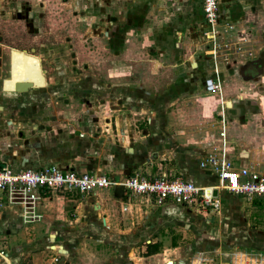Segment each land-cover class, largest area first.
<instances>
[{"label": "rangeland", "instance_id": "obj_1", "mask_svg": "<svg viewBox=\"0 0 264 264\" xmlns=\"http://www.w3.org/2000/svg\"><path fill=\"white\" fill-rule=\"evenodd\" d=\"M240 1L221 2L217 26L209 28L200 0H0V167L60 164L64 158L50 157L45 140L80 160L91 141L105 137L117 159L131 155L139 135L154 167L174 164L173 153L192 155L197 167L207 154L241 153L240 167L264 173V0ZM231 5L240 7L236 19ZM21 82L32 88L14 93ZM152 133L163 137L161 162L149 159ZM73 144L81 148L72 153ZM236 200L230 219L220 206L204 221L225 225L224 235L234 227L244 240L255 230L260 248L222 237V255L210 245L192 264L264 255V200ZM41 223L20 225L17 235H32ZM22 240L5 239L0 249Z\"/></svg>", "mask_w": 264, "mask_h": 264}, {"label": "crops", "instance_id": "obj_2", "mask_svg": "<svg viewBox=\"0 0 264 264\" xmlns=\"http://www.w3.org/2000/svg\"><path fill=\"white\" fill-rule=\"evenodd\" d=\"M230 1L220 0V4ZM239 4H241L240 0ZM239 8L232 7V5L229 7L234 19L237 18L235 11H240ZM122 137L123 141L127 142L126 135ZM162 138L159 134L152 133L151 138L147 139L154 148L151 153L149 152L150 154L148 153L149 159L157 158L158 162H161L159 158L163 155H158L157 146L159 142H162ZM132 140L131 155L124 157L120 153L117 159L112 160L110 154L114 149L107 144L105 137H97L91 141L86 152L83 150L80 160L68 158L66 155L69 153L63 148L57 149L56 142L43 140V143L50 148L48 152L50 157L54 160L59 158L65 160L59 162L60 164H48L79 173L104 175L114 182H120L132 172H138L143 177H155L165 172L168 176L181 178L197 187L214 186V177L207 170L199 169L190 163L193 160L192 155L184 154V152L173 153L174 164L168 161L165 166L160 163L154 164V167L146 163L144 153H142L141 143L144 140L141 141L139 135H133ZM92 143L98 148L91 149L90 147L94 148L91 146ZM71 148L73 153L75 148L80 149L81 147L73 144ZM93 150L96 152H92ZM196 156L201 158L204 153L199 152ZM230 156L231 162L233 160L238 162L239 166L243 165L241 153ZM46 164L27 166L16 162L10 166L18 169L21 167L34 168ZM122 165H125V170L120 169ZM112 166L115 167L113 171H111ZM107 167L109 171L106 170ZM149 171L153 172L152 175H144L150 173ZM218 199L221 208L224 209L225 218L230 219L238 212L237 207L240 204L235 196L219 193ZM38 204L39 213H37L40 219L37 222L42 223L37 228L38 232L27 236L17 235L16 229L23 224L14 208H4L0 211V242L2 245H7L5 239L13 240L16 237L23 239L20 243H12L11 247H7L6 250L0 249L4 255L0 257V264H22L23 262L24 264H78V261L82 264H100V262L101 264H192L193 257L197 254L204 255L210 249V245L213 251H219L221 245L218 239L221 241L222 237L227 238L228 236L242 245L246 240L248 241L247 246L251 242L249 247L253 250L260 248L259 240L254 238L257 233L255 230L247 231L244 240L239 237L238 232H234V227L226 225L229 226L228 233L224 235L225 225L219 222L215 226L212 225L213 223H205L204 220L207 222L210 220L206 213L172 203L157 206L149 199L126 192L118 184L86 194L47 192ZM196 212L204 217L198 216ZM49 238L53 241L49 242ZM52 244L58 247L54 251L52 248L55 246ZM2 247L5 248V246ZM229 247L227 249L233 248ZM261 248L264 251V245ZM222 253L219 251L220 255ZM211 261V264H214V261ZM218 264H231V259H224Z\"/></svg>", "mask_w": 264, "mask_h": 264}, {"label": "built area", "instance_id": "obj_3", "mask_svg": "<svg viewBox=\"0 0 264 264\" xmlns=\"http://www.w3.org/2000/svg\"><path fill=\"white\" fill-rule=\"evenodd\" d=\"M219 4L220 0H200L205 26H217ZM218 136L222 138L224 135ZM198 167L207 170L214 177V186L197 187L181 178L168 176L165 172L155 177L133 174L120 182H114L104 175L79 173L54 164L18 169L0 167V211L14 208L21 224H30L40 219L35 211L44 193L62 191L86 194L117 184L126 192L149 199L157 206L172 203L202 213L219 214V193L240 196L247 201L264 200V173L251 167H235L229 159L214 154L202 157ZM213 190L216 192L215 197L212 196ZM232 255L231 264H264V255Z\"/></svg>", "mask_w": 264, "mask_h": 264}, {"label": "water", "instance_id": "obj_4", "mask_svg": "<svg viewBox=\"0 0 264 264\" xmlns=\"http://www.w3.org/2000/svg\"><path fill=\"white\" fill-rule=\"evenodd\" d=\"M31 88H32V85L30 83H26V82L15 83L14 88H13L14 89L13 92L18 93V94H22V93H26ZM212 196L213 197L216 196L215 190L212 191Z\"/></svg>", "mask_w": 264, "mask_h": 264}, {"label": "flooded vegetation", "instance_id": "obj_5", "mask_svg": "<svg viewBox=\"0 0 264 264\" xmlns=\"http://www.w3.org/2000/svg\"><path fill=\"white\" fill-rule=\"evenodd\" d=\"M257 62H258L259 65H261V63H260L259 61H257ZM236 109H240V108L237 107ZM234 110H235V109H234ZM10 167H11V166H10Z\"/></svg>", "mask_w": 264, "mask_h": 264}]
</instances>
